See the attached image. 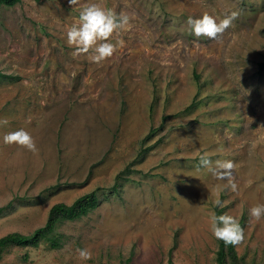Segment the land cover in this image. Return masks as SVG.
Returning <instances> with one entry per match:
<instances>
[{
    "label": "rangeland",
    "instance_id": "rangeland-1",
    "mask_svg": "<svg viewBox=\"0 0 264 264\" xmlns=\"http://www.w3.org/2000/svg\"><path fill=\"white\" fill-rule=\"evenodd\" d=\"M131 17L100 64L66 43L80 5ZM20 0L0 4V238L32 234L56 203L98 207L54 242L11 246L0 264H217L209 214L244 228L243 264H264V0ZM237 12L216 40L185 23ZM24 128L38 152L3 143ZM229 159L238 191L199 167ZM221 200L223 207H215ZM88 249L90 260L78 259Z\"/></svg>",
    "mask_w": 264,
    "mask_h": 264
},
{
    "label": "clouds",
    "instance_id": "clouds-1",
    "mask_svg": "<svg viewBox=\"0 0 264 264\" xmlns=\"http://www.w3.org/2000/svg\"><path fill=\"white\" fill-rule=\"evenodd\" d=\"M70 6L80 5V0H69ZM238 17V13L233 11L225 14L222 19L204 12L198 17L188 16L185 23L190 34L197 38L207 37L209 40H216L218 36L232 26L233 20ZM131 17L124 13H116L113 9L102 8L99 4L88 3L80 5L79 23L73 24L66 33V43L73 48V57L87 55L90 62L100 64L112 57L118 48L123 47L124 41L117 39L112 42L114 33L126 30L130 25ZM8 120H0V125H7ZM3 143L7 145H17L33 154L38 152L36 141L32 134L20 128L11 131L3 136ZM199 167L206 168L215 179L226 181L227 187L232 192L238 191L233 170L235 164L229 159H216L213 161L208 153H203L199 157ZM215 207L222 208L223 202L219 199L214 201ZM249 223L260 221L264 218V203L253 204L248 211ZM209 228L212 235L225 246H239L245 240L244 228L239 220L229 215L227 212L217 214L215 211L209 214ZM78 259L90 260L92 254L88 249H77Z\"/></svg>",
    "mask_w": 264,
    "mask_h": 264
},
{
    "label": "trees",
    "instance_id": "trees-1",
    "mask_svg": "<svg viewBox=\"0 0 264 264\" xmlns=\"http://www.w3.org/2000/svg\"><path fill=\"white\" fill-rule=\"evenodd\" d=\"M19 1L0 0V4L13 6ZM99 201L98 192L94 190L80 196L72 204H54L49 211L45 225L32 234L11 233L0 238V258L2 252L11 246H37L42 239H46L52 245H55L54 237L57 225L64 221H72L88 215L98 207ZM219 214L220 212H218ZM216 260L217 264H243V258L238 256L236 247L232 245L225 246L224 242L220 240H218Z\"/></svg>",
    "mask_w": 264,
    "mask_h": 264
}]
</instances>
